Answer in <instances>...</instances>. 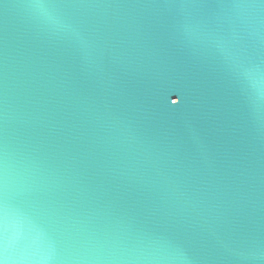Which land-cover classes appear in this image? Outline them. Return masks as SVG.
Segmentation results:
<instances>
[{"label":"water","instance_id":"water-1","mask_svg":"<svg viewBox=\"0 0 264 264\" xmlns=\"http://www.w3.org/2000/svg\"><path fill=\"white\" fill-rule=\"evenodd\" d=\"M0 260L264 264V0H0Z\"/></svg>","mask_w":264,"mask_h":264},{"label":"snow or ice","instance_id":"snow-or-ice-1","mask_svg":"<svg viewBox=\"0 0 264 264\" xmlns=\"http://www.w3.org/2000/svg\"><path fill=\"white\" fill-rule=\"evenodd\" d=\"M35 2L38 5H40L42 7V9L54 8V7L60 6V4H61V0H35ZM204 2L205 3H212V2H214V0H204ZM237 6H239V5H237ZM49 22L53 25L61 24V21L55 16L50 17ZM231 69L233 71L238 70V68L233 67L232 65H231ZM0 264H4L3 260H0Z\"/></svg>","mask_w":264,"mask_h":264}]
</instances>
